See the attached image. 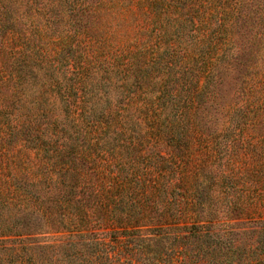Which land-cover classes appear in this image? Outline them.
Here are the masks:
<instances>
[{
  "label": "trees",
  "instance_id": "obj_1",
  "mask_svg": "<svg viewBox=\"0 0 264 264\" xmlns=\"http://www.w3.org/2000/svg\"><path fill=\"white\" fill-rule=\"evenodd\" d=\"M263 66L264 0H0V264H264V211L244 243L188 187L173 224L107 168L117 141L152 138L134 111L114 130V102L156 139L264 138Z\"/></svg>",
  "mask_w": 264,
  "mask_h": 264
},
{
  "label": "rangeland",
  "instance_id": "obj_2",
  "mask_svg": "<svg viewBox=\"0 0 264 264\" xmlns=\"http://www.w3.org/2000/svg\"><path fill=\"white\" fill-rule=\"evenodd\" d=\"M136 100V103H142L141 96H136ZM125 103H113L112 108L116 111L114 130L126 128L127 123L121 114L134 111L137 118L141 117L140 120L145 121V126L139 125L141 133L152 137L146 138V147L141 143L134 147L140 152L137 155L128 152L124 144L117 141L114 154L108 157L107 168L112 174L122 164L132 173L126 185L132 189L130 196L144 198L148 211L155 215H158L156 209L160 206L173 224L190 222L194 207L189 209L187 200L181 195L186 188L194 187L199 189L202 202V210L194 218L199 213L198 218L208 221L211 227L222 231L232 230L234 236L241 238L244 243L256 244L258 240L251 232L255 230L256 219L264 211V183L260 174V171H264L261 170L264 167V154L258 155L264 138L255 134L253 125L241 124L233 132V126L227 127L226 122L221 123L218 129L222 141L219 140L221 137L218 140L208 138L204 131L199 134V130L191 127L190 123L185 125L189 128L186 139L179 142L169 138L156 139L155 132L147 129L152 123L141 115L144 111L133 101ZM219 112L212 115H218ZM225 115L220 117V121ZM226 130L231 131L230 134ZM224 136H229L231 141L225 143ZM5 172V169L0 168V173ZM179 205L185 214L174 220L175 217L171 215Z\"/></svg>",
  "mask_w": 264,
  "mask_h": 264
}]
</instances>
